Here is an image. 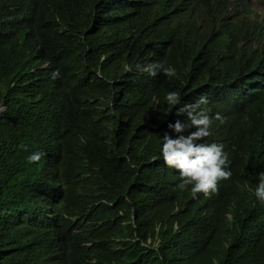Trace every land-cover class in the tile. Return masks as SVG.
<instances>
[{"label":"trees","instance_id":"obj_1","mask_svg":"<svg viewBox=\"0 0 264 264\" xmlns=\"http://www.w3.org/2000/svg\"><path fill=\"white\" fill-rule=\"evenodd\" d=\"M190 1L0 0V264H264V10ZM201 96L232 176L194 198L161 147Z\"/></svg>","mask_w":264,"mask_h":264},{"label":"clouds","instance_id":"obj_2","mask_svg":"<svg viewBox=\"0 0 264 264\" xmlns=\"http://www.w3.org/2000/svg\"><path fill=\"white\" fill-rule=\"evenodd\" d=\"M199 1L205 4L206 20L202 22L200 15L195 14V9L192 7L193 0L190 1L191 19L200 25H211L217 16V0ZM253 2L258 7L257 1L253 0ZM259 8L264 10L261 7ZM138 70L147 72L153 77L162 73L166 77L172 78L177 74L175 68L166 67L162 63L150 64L146 67H140ZM59 76V70L52 74L53 79H57ZM165 101L169 106L176 107L181 102V96L178 92L171 91L165 96ZM207 103V97L201 96L196 103L184 104L179 107L176 115H186L188 122L185 123L177 119L174 123H169L168 128L176 134L175 138L167 132L162 137L161 154L164 163L169 168L179 171L181 183L177 187L180 190H188L190 186V193L194 198L199 193L208 196L216 192L218 182L228 180L232 176V172L226 170L229 159L223 151V145L202 142L211 135L212 121L206 114V110L201 108V105ZM215 118L222 120L219 113ZM191 128H195V131H188ZM185 132H188V134L184 135ZM42 155L41 152H34L27 157V160L29 163H37L41 160ZM254 195L259 201L264 202V173L260 176Z\"/></svg>","mask_w":264,"mask_h":264},{"label":"rangeland","instance_id":"obj_3","mask_svg":"<svg viewBox=\"0 0 264 264\" xmlns=\"http://www.w3.org/2000/svg\"><path fill=\"white\" fill-rule=\"evenodd\" d=\"M257 5L258 7H261L264 9V2L258 3ZM192 7L195 9V14H199L202 22H204V20H206L205 4L203 2H200L199 0H193Z\"/></svg>","mask_w":264,"mask_h":264}]
</instances>
